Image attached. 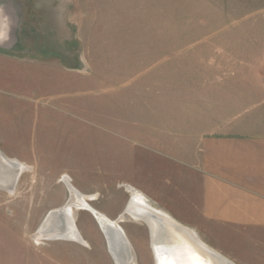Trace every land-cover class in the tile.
I'll list each match as a JSON object with an SVG mask.
<instances>
[{"label":"rangeland","instance_id":"374dc122","mask_svg":"<svg viewBox=\"0 0 264 264\" xmlns=\"http://www.w3.org/2000/svg\"><path fill=\"white\" fill-rule=\"evenodd\" d=\"M0 14V150L29 167L0 186V264H114L92 211L122 216L133 264H154L127 187L235 264H264V232L197 225L187 182L207 124L264 126V0H0ZM201 83L251 87L218 88L217 107ZM65 207L80 242L44 240Z\"/></svg>","mask_w":264,"mask_h":264},{"label":"crops","instance_id":"0c3cea01","mask_svg":"<svg viewBox=\"0 0 264 264\" xmlns=\"http://www.w3.org/2000/svg\"><path fill=\"white\" fill-rule=\"evenodd\" d=\"M202 86L206 104L218 107L223 93L218 88H247L251 83ZM250 94L247 90L241 95ZM238 124L225 127L213 122L197 133L187 155V182L196 190L189 201L200 217V227L209 224L223 231L264 232V126L255 131L251 125Z\"/></svg>","mask_w":264,"mask_h":264},{"label":"bare ground","instance_id":"6f19581e","mask_svg":"<svg viewBox=\"0 0 264 264\" xmlns=\"http://www.w3.org/2000/svg\"><path fill=\"white\" fill-rule=\"evenodd\" d=\"M0 153L2 156V160L0 161V186L4 187L5 185L15 183V179H17L22 169H27L29 167L16 159L6 157L1 150ZM64 181L70 194L68 201L74 202L72 204L75 206H77L75 203L84 204V201L88 197L81 195L72 186L68 178L65 177ZM126 189L130 192L129 204L125 207L126 215L128 214L127 216H129L131 220L133 219L134 221L143 222L146 227L148 225L147 229L149 228L150 231V248L151 251L155 252L156 258L159 260L160 264H221L216 260H205L204 257L208 254L200 250L192 234L182 231L179 232L171 226L164 225L165 228H162V226H160V222L158 223V220H156L155 217H158L163 221H167V219L172 220L173 218L166 212L153 207L149 201L143 195L139 194L134 188L127 187ZM72 204H70V207L72 206V208H74ZM84 209L90 210L86 206ZM70 210L68 207L61 209L62 214L55 219V221L48 223L47 227L49 229L47 233L38 232V235H41L44 240H67L79 243L80 241L78 237L75 236L72 229V223L70 224V218L73 216H70ZM92 214L97 220L99 228L101 227L103 230H105L107 225H116V221L110 220L102 214L93 211ZM122 219L123 217L120 216L118 218V222ZM190 230L196 237L197 234L192 229ZM197 238L200 240L198 236ZM125 247L129 248L127 244H125ZM165 251L167 252V257L164 258ZM133 260V254L130 250L126 264H133Z\"/></svg>","mask_w":264,"mask_h":264},{"label":"water","instance_id":"95a60500","mask_svg":"<svg viewBox=\"0 0 264 264\" xmlns=\"http://www.w3.org/2000/svg\"><path fill=\"white\" fill-rule=\"evenodd\" d=\"M2 19V16L0 14V21ZM5 35V34H4ZM5 38V36H3ZM6 40V39H5ZM3 40V41H5ZM1 45V44H0ZM2 160V156L0 153V161ZM1 189V188H0ZM68 201L65 203L67 204ZM129 204V201L127 203V205ZM123 213H126V209ZM62 214L61 209H52L50 211L47 212V214L45 215L44 219L42 220L41 224L39 225L37 231L40 233H47L48 231V223L55 221V219H57L60 215ZM156 220H158V223L160 222V226H162V228H165L164 225L166 226H171L172 228H174L177 231H182V232H187L188 234H192V236L194 237V240L197 244V246L200 248V250L206 252L205 255V260L206 261H212V260H216L218 262H220L221 264H234L233 262H231L229 259H227L226 257H224L223 255H221L220 253H218L217 251H215L214 249L210 248L209 246H207L205 243H203L201 240H199L197 238V236L195 237L192 233V231L174 221L173 219H167V221H163L162 219L155 217ZM158 218V219H157ZM148 227V225H147ZM101 232L103 234V237L105 239L106 242V246H107V250L108 253L110 254L111 258L114 260L115 264H126L128 261V255H129V248L125 247V244H127V246H129V243L122 231V229L119 227L118 225V220L116 219V225H107V227H105V230H103L101 227ZM148 232H149V237H150V231L148 228ZM153 253V259H154V264H160L159 260L156 258V254L154 251H152ZM167 257V252H164V258Z\"/></svg>","mask_w":264,"mask_h":264},{"label":"flooded vegetation","instance_id":"af4514ba","mask_svg":"<svg viewBox=\"0 0 264 264\" xmlns=\"http://www.w3.org/2000/svg\"><path fill=\"white\" fill-rule=\"evenodd\" d=\"M10 51H12V50L1 49V48H0V53H1V54H4V55H11V54H10Z\"/></svg>","mask_w":264,"mask_h":264}]
</instances>
